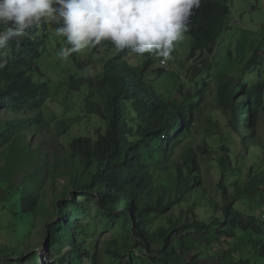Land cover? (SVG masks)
Listing matches in <instances>:
<instances>
[{
  "label": "trees",
  "instance_id": "1",
  "mask_svg": "<svg viewBox=\"0 0 264 264\" xmlns=\"http://www.w3.org/2000/svg\"><path fill=\"white\" fill-rule=\"evenodd\" d=\"M230 13L226 1L201 0L188 26V59L215 52ZM47 25L31 29L19 42L11 41L6 66L0 69V191L7 194L0 203L9 205L13 231L17 221L33 227L39 209L45 207L46 185L55 169L46 154V141L56 129L57 135L69 137L62 172L67 177L62 191L54 193V216L43 227V245L49 251L68 249L52 264H97L99 253L119 257L120 251L110 245L99 249L98 237L81 224L85 204L94 195L98 209L111 219L120 217L121 226L143 247L141 264H264V222L251 210L241 212L227 191L234 155L229 145H221L226 153L219 161L217 187L222 197L217 200L203 186L197 155L209 153L208 143L204 140L193 147L184 142L192 132L203 90L186 93L185 100L166 98L153 85L165 68L149 54L141 66L122 60L121 52L98 60L95 69L74 57L76 66L95 73L68 76L69 93L85 95L83 107L68 120L58 118L53 126L43 111L50 97L49 78L40 65L46 55ZM262 63L264 53L254 48L242 67L254 76L229 74L234 61L223 63L216 74L201 71L197 80L202 87L209 77L215 81L217 104L229 127L243 140L242 151H250L258 161L262 144L256 127H264ZM82 111L98 116L104 126L90 132L89 123L79 119ZM28 137L35 138L32 145ZM221 139L234 143L229 134ZM260 185H264V169L236 185L234 193L250 199L251 192H246ZM200 205L212 213L201 216ZM159 221L162 224L154 226ZM14 249L15 243L0 246V264H10L6 258ZM134 259L131 251L126 264Z\"/></svg>",
  "mask_w": 264,
  "mask_h": 264
},
{
  "label": "rangeland",
  "instance_id": "2",
  "mask_svg": "<svg viewBox=\"0 0 264 264\" xmlns=\"http://www.w3.org/2000/svg\"><path fill=\"white\" fill-rule=\"evenodd\" d=\"M226 1L230 6L231 13L227 19V28L219 35L216 50L211 55L199 58L196 56L191 59L187 58L191 36L186 32L184 39L176 44L172 52V59L166 62L164 72L156 76L153 85L166 98L185 100L186 93L194 95L197 90H203L204 97L196 109L195 123L192 126V132L189 138L184 142H189L191 146H196L204 140L209 145V153L200 154L197 152L201 166V175L203 186L217 200L222 195L217 187L220 181L221 168L219 167L220 156L225 155V151L221 149V145H229L232 156L231 166L227 171V191L235 197L238 208L241 212L247 214L251 210L258 218L264 222V185L252 187L250 191V199L243 193H234L235 186L242 185L251 175L259 173L264 169V127L257 125L256 136L259 138L262 146L260 151L261 159L258 161L249 151H242L243 140L228 125L227 116L220 110L217 104L215 81L210 77L204 87L198 80V74L201 71L208 70L209 74H216L223 69V63L236 65L231 69H227L228 73L233 76L247 78L254 76L249 70H242L243 64L253 53L254 48H260L264 53V0H220ZM56 25L48 22L46 28V55L41 59L40 65L49 78L48 87L50 97L43 107L46 118L55 126L58 118L70 119L76 110L83 107L84 94L75 92L69 93L67 78L70 74L80 77L94 76L95 71H89L88 67H78L75 65L73 58L86 62V66H98V60L109 59L124 53L123 59L131 65L141 66L142 61L147 58L146 54L139 56L130 50L117 52L114 46H108V41H102L100 44L86 48L80 52H74L65 60L57 55L62 47H69L66 39L57 35ZM94 50H96L94 52ZM158 62L160 57L153 55ZM159 65L158 63H156ZM162 67V66H161ZM197 69H199L197 71ZM262 74L264 75V63H262ZM197 71V72H196ZM195 73L197 74L195 76ZM152 79V77H151ZM74 102V103H73ZM69 110V104H72ZM64 114L63 116H61ZM75 116V115H74ZM82 121L86 120L90 132L98 126H104V122L100 121L98 116L85 114L84 111L79 114ZM74 119L73 122H77ZM53 137L46 141V154L48 160L53 162L55 169L49 177L46 185L45 197L43 204L45 207L39 209L38 215L32 227L29 222L22 224L17 221L15 230L9 226L10 220L13 218L7 202L0 203V246L2 244L15 243V249L7 255L6 260L10 264H52L58 256L63 255L68 246H62L60 250L49 251L43 245L45 237L44 225L47 224L54 216L52 211L53 202L57 200L54 193L59 194L66 181L63 168L65 166V144L69 140L67 135H57L54 129ZM230 135L234 139V143L229 140H222L224 135ZM30 144L34 143V137H28ZM254 150V149H251ZM255 151V150H254ZM180 151L176 153L179 154ZM1 163V160H0ZM2 187L6 189V185ZM54 187V188H53ZM94 195V194H93ZM7 196L6 191H0V198ZM193 199V198H192ZM198 200V199H197ZM200 204V203H198ZM85 209L81 213V224L87 227V233L98 237V248L105 249L106 245H110L112 250L120 251L119 257L111 254L101 256L99 253L97 264H126L129 261V254L132 251L135 259L131 264H141L143 257V247L137 244L134 238L121 226L122 219L115 217L111 219L108 214L102 212L97 207L94 197L90 198L85 204ZM197 211L202 215H209L211 210L204 212L202 206ZM31 221V220H29ZM162 222H155L154 226H158ZM28 232V233H27ZM114 242V243H112ZM235 241L230 240L231 245ZM136 260V262H135ZM91 264V263H90Z\"/></svg>",
  "mask_w": 264,
  "mask_h": 264
},
{
  "label": "clouds",
  "instance_id": "3",
  "mask_svg": "<svg viewBox=\"0 0 264 264\" xmlns=\"http://www.w3.org/2000/svg\"><path fill=\"white\" fill-rule=\"evenodd\" d=\"M201 0H0V69L6 66L10 42L46 22L66 39L57 55L110 42L117 52L130 50L172 59ZM161 60V59H160ZM160 60L157 62L159 63ZM162 66V65H161ZM166 66V65H165ZM163 67V66H162Z\"/></svg>",
  "mask_w": 264,
  "mask_h": 264
},
{
  "label": "built area",
  "instance_id": "4",
  "mask_svg": "<svg viewBox=\"0 0 264 264\" xmlns=\"http://www.w3.org/2000/svg\"><path fill=\"white\" fill-rule=\"evenodd\" d=\"M160 65H162V66H165L166 65V62H162V59L160 60ZM264 216V215H263Z\"/></svg>",
  "mask_w": 264,
  "mask_h": 264
}]
</instances>
